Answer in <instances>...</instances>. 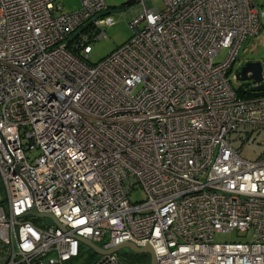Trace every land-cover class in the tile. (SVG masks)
Wrapping results in <instances>:
<instances>
[{
  "label": "built area",
  "instance_id": "obj_1",
  "mask_svg": "<svg viewBox=\"0 0 264 264\" xmlns=\"http://www.w3.org/2000/svg\"><path fill=\"white\" fill-rule=\"evenodd\" d=\"M162 1L125 0L133 35L90 65L114 22L94 18L106 0L67 13L0 0V264H78L79 237L104 251L149 244L156 264H264V151L242 155L264 144V95L231 84L264 6ZM230 230L252 239L214 241ZM87 264L126 263L113 252Z\"/></svg>",
  "mask_w": 264,
  "mask_h": 264
},
{
  "label": "rangeland",
  "instance_id": "obj_2",
  "mask_svg": "<svg viewBox=\"0 0 264 264\" xmlns=\"http://www.w3.org/2000/svg\"><path fill=\"white\" fill-rule=\"evenodd\" d=\"M59 5H62L63 10L67 12H74L80 8V0H56ZM261 6H264V0H256ZM125 0H106L105 4L109 8L115 10L123 9L121 12L109 14L112 16L114 22L110 26L102 27L105 32V37L90 42L91 52L87 57L88 64H96L107 56L111 51L115 50L118 46L125 43L133 35L132 29L129 27V23L132 20L133 14L136 12V4L126 5ZM154 7L163 9L164 2L162 0H151ZM237 60L234 63L233 71L237 65L244 62H259L262 66V75H264V32H260L258 36L246 38L239 46ZM227 51L221 50L217 57L214 59L216 62L222 61L226 57ZM231 84L233 88L237 90L245 89V81L236 80L231 74ZM251 82V81H250ZM249 82V83H250ZM252 84V83H250ZM264 151V144L256 145L254 147L246 146L242 150V155L249 159H254L259 153ZM133 201L141 200L143 192L140 188H137L130 192ZM1 200V198H0ZM213 239L215 242H247L252 239V231H238L230 230L228 232H217L214 234ZM127 248L117 251L118 255L122 258H126ZM98 254L93 253V249L84 247L82 248L81 257L77 260L78 264H87V260L93 259Z\"/></svg>",
  "mask_w": 264,
  "mask_h": 264
},
{
  "label": "water",
  "instance_id": "obj_3",
  "mask_svg": "<svg viewBox=\"0 0 264 264\" xmlns=\"http://www.w3.org/2000/svg\"><path fill=\"white\" fill-rule=\"evenodd\" d=\"M123 11V9L120 10H115V9H107L97 15H94V18H98L102 15L105 14H112V13H117V12H121ZM92 20V19H91ZM89 20L88 23L91 21ZM78 33V31H76L74 33V35H76ZM262 66L261 63L259 62H244V63H240V65L238 64L235 71V78L237 80L240 81H251L250 83H252L253 87H252V91L253 92H264V75H262ZM31 215L34 216H47L49 218H51L56 225H58L57 220L50 214H44V213H39L36 209H33V211L30 213ZM59 226V225H58ZM79 240L82 244L88 246V248L93 249V251L97 254H108V253H113V252H117L120 249L123 248H127L130 251L134 252V253H145V254H149V258H150V264H156L155 258H154V251L152 249L151 246H149V244L144 245L142 247H138L135 244L131 243V242H123L120 243L116 246H113L112 249L108 250V251H104L101 248H99L95 243H93L92 241H90L89 239L83 238V237H79Z\"/></svg>",
  "mask_w": 264,
  "mask_h": 264
},
{
  "label": "trees",
  "instance_id": "obj_4",
  "mask_svg": "<svg viewBox=\"0 0 264 264\" xmlns=\"http://www.w3.org/2000/svg\"><path fill=\"white\" fill-rule=\"evenodd\" d=\"M245 89L243 90H237V96L243 97V98H251L254 96L264 95V92H253L252 87L253 85L250 84V81H245ZM84 245H81L80 249L84 248ZM93 253H95L93 251ZM96 254V253H95ZM126 264H150V258L149 254L145 253H134L132 251H128L126 258H122ZM89 261V260H87Z\"/></svg>",
  "mask_w": 264,
  "mask_h": 264
},
{
  "label": "clouds",
  "instance_id": "obj_5",
  "mask_svg": "<svg viewBox=\"0 0 264 264\" xmlns=\"http://www.w3.org/2000/svg\"><path fill=\"white\" fill-rule=\"evenodd\" d=\"M83 245V244H82ZM88 247V246H87ZM129 250V249H128Z\"/></svg>",
  "mask_w": 264,
  "mask_h": 264
}]
</instances>
